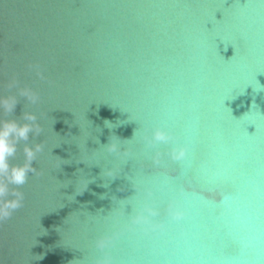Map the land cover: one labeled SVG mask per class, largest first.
Instances as JSON below:
<instances>
[{"label":"water","instance_id":"1","mask_svg":"<svg viewBox=\"0 0 264 264\" xmlns=\"http://www.w3.org/2000/svg\"><path fill=\"white\" fill-rule=\"evenodd\" d=\"M0 95V264H264V0H0Z\"/></svg>","mask_w":264,"mask_h":264},{"label":"clouds","instance_id":"2","mask_svg":"<svg viewBox=\"0 0 264 264\" xmlns=\"http://www.w3.org/2000/svg\"><path fill=\"white\" fill-rule=\"evenodd\" d=\"M37 75L43 78L39 71ZM20 95L33 104L39 100L38 94L30 89H22ZM17 103L15 97L0 95V109L6 114H12ZM22 117L26 122L21 123L16 119H0V223L10 219L12 213L23 206L24 195L18 191V188L27 182L29 173L35 171L32 162L35 160L36 153L43 150L39 143L35 146L25 143L23 149L25 163L21 165L10 163V160L16 155L20 142H27L30 135L38 136L42 131L36 123L35 114L24 113ZM108 123L110 122L108 121ZM167 139L168 137L162 132L154 133L156 141H166ZM183 155L184 153L181 151L179 156L174 158L179 159ZM98 246L102 247V244Z\"/></svg>","mask_w":264,"mask_h":264}]
</instances>
